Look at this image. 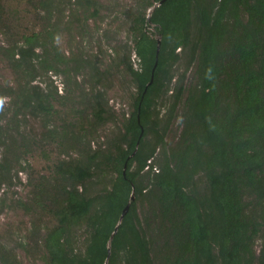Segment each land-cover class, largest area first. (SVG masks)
<instances>
[{
	"label": "trees",
	"instance_id": "obj_1",
	"mask_svg": "<svg viewBox=\"0 0 264 264\" xmlns=\"http://www.w3.org/2000/svg\"><path fill=\"white\" fill-rule=\"evenodd\" d=\"M40 4L49 19L59 8ZM1 11L0 3V30ZM129 16L137 67L127 55L116 66L135 89L133 110L105 143L95 133L116 119L102 87L108 69L85 53L66 57L57 28L0 46L17 78L0 92V122L6 97L13 109L0 124V206L27 168L25 155L53 140L63 155L56 184L41 181L17 200L57 221L43 240L45 264H264V0H141ZM192 68L196 80L185 83ZM84 73L93 119L79 135L74 123L54 125L63 94L53 77L43 78L63 76L83 95ZM180 105L182 129L169 145ZM29 116L42 121L41 135L27 129ZM0 264L24 263L0 241Z\"/></svg>",
	"mask_w": 264,
	"mask_h": 264
},
{
	"label": "rangeland",
	"instance_id": "obj_2",
	"mask_svg": "<svg viewBox=\"0 0 264 264\" xmlns=\"http://www.w3.org/2000/svg\"><path fill=\"white\" fill-rule=\"evenodd\" d=\"M57 7L54 8L52 17L49 19L41 7V0H0L2 11V28L0 30V46L8 47L14 41H21L25 35L43 30L57 28L60 34L56 38L59 50L68 58L78 57L85 53L95 58L101 64L102 69H108L109 80L102 86L106 91L108 105L115 115V121L101 125L95 133V139L102 143L115 136L116 124L120 125L124 113L133 110L132 94L135 89L130 83L129 75L123 67H117L116 62L120 57H131L134 66L137 67L134 53H130L133 45V33L131 30L130 13L140 8L141 0H95L97 13L93 15L95 7L83 10L80 5H74L73 0H55ZM78 17V18H76ZM87 18V19H86ZM184 60L175 70V78L184 73ZM53 77L54 85L60 86L59 92L63 97L54 101L58 116L53 123L61 127L64 121L74 123L76 132L85 135V127L92 121L93 110L85 103V73L78 78L83 88V95L78 89L71 87L63 76H47L43 79L48 81ZM16 75L10 67L8 60L0 54V92L2 88L16 85ZM196 80L194 68L186 73L185 83ZM83 82V83H82ZM46 82H44V85ZM105 86V87H104ZM72 90L68 92L66 89ZM63 91V92H62ZM70 97L68 98V96ZM85 97V96H84ZM3 110L8 116L0 122L7 126V120L11 119L13 109H8L9 97L3 101ZM6 108V109H5ZM164 113V112H163ZM177 116L170 127L166 141L174 145L180 136L182 129V105L176 111ZM27 129L35 134H42V121L29 116ZM83 127V128H82ZM20 130H23L22 126ZM97 142V141H96ZM94 146H97V143ZM75 154V152H73ZM158 153H160L158 151ZM160 154L157 155V158ZM61 148L55 141H41L35 144L30 152L25 155L27 161L26 170L20 173V181H16L10 191L3 193L4 204L0 206V241L11 249H15L19 259L24 264H45L43 240L48 231L56 225V219L44 212L33 214L25 212L17 200L27 201L31 191L41 181L56 184L55 167L62 159ZM32 181L36 186H29ZM201 181V180H200ZM29 202H27L28 204ZM141 210V209H140ZM147 210V206H145ZM79 247H83V232L79 233ZM80 244H82L80 246ZM260 247V244H258ZM258 247V250H259Z\"/></svg>",
	"mask_w": 264,
	"mask_h": 264
},
{
	"label": "water",
	"instance_id": "obj_3",
	"mask_svg": "<svg viewBox=\"0 0 264 264\" xmlns=\"http://www.w3.org/2000/svg\"><path fill=\"white\" fill-rule=\"evenodd\" d=\"M154 8H155V7L153 6L152 8L149 9V12H148V18H150L151 14H152V12H153V10H154ZM160 49H161V38L159 37V38H158L157 51H156V58H157V60H156V65H157V62H158V57H159ZM156 65H155V66H156ZM152 80H153V78H152ZM134 199H135V194L133 193L132 196H131V201H133ZM129 207H130V202L128 203V205H127L126 208L124 209V211H123V215L126 214V212L129 210ZM109 247H110V245H109Z\"/></svg>",
	"mask_w": 264,
	"mask_h": 264
}]
</instances>
